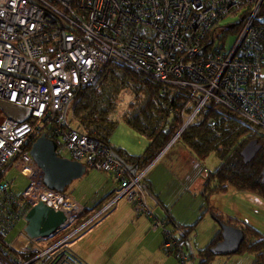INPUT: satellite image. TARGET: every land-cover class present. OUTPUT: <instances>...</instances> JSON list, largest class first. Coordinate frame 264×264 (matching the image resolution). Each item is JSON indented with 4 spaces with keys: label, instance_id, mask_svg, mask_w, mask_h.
<instances>
[{
    "label": "built area",
    "instance_id": "built-area-1",
    "mask_svg": "<svg viewBox=\"0 0 264 264\" xmlns=\"http://www.w3.org/2000/svg\"><path fill=\"white\" fill-rule=\"evenodd\" d=\"M111 62L155 80L162 95L183 98L177 140L220 107L252 136L264 137V0H0V101L30 110L28 120L7 117L0 126V264H81L70 241L122 199L150 218L152 230H164L167 253L190 261L179 234L148 203L144 181L156 160L132 175L110 145L67 128L66 107ZM44 133L55 138L58 156L110 175L119 189L62 238L52 241L56 233L18 246L11 234L38 204L63 212L64 230L84 210L44 183L31 155ZM13 169L29 180L21 194L7 178Z\"/></svg>",
    "mask_w": 264,
    "mask_h": 264
},
{
    "label": "trees",
    "instance_id": "trees-1",
    "mask_svg": "<svg viewBox=\"0 0 264 264\" xmlns=\"http://www.w3.org/2000/svg\"><path fill=\"white\" fill-rule=\"evenodd\" d=\"M125 88L132 89L138 103L130 106V111L122 120L128 127L149 140L147 149L140 156H132L126 150L113 148L110 144V138L119 122L110 121L108 114L114 110L118 94ZM183 101V98L172 93L162 95L161 85L144 73L111 62L95 85L76 93L72 101L71 118H67V128L107 143L127 164H137L138 169H146L181 130ZM47 136L55 139L51 135ZM253 140H258L262 148L250 163H245L242 151ZM176 143H182L200 160H206L213 154L222 160L218 169L208 174L202 193L204 206H207L204 213L211 214L218 224L225 221L211 206L212 196L226 194L232 187L238 192L256 194L264 199V182L261 175L264 169V137L252 136L248 125L237 115L222 107L210 111L203 122L185 130L174 144ZM84 215L85 210L78 218L79 225L84 223ZM168 222L175 228L174 232H179V242L183 248L189 246L190 236L198 224L178 226L173 221ZM168 222L166 221L167 225ZM234 223L233 220L226 222L228 225ZM242 230L245 239L235 255H253L252 264H264V234L249 225ZM57 238L58 235L52 241ZM221 241L220 228L209 245L199 251V264H220L218 263L220 257L212 253V248Z\"/></svg>",
    "mask_w": 264,
    "mask_h": 264
},
{
    "label": "crops",
    "instance_id": "crops-1",
    "mask_svg": "<svg viewBox=\"0 0 264 264\" xmlns=\"http://www.w3.org/2000/svg\"><path fill=\"white\" fill-rule=\"evenodd\" d=\"M22 115L23 114H17L16 117L22 119ZM147 141L148 147L149 140L147 139ZM176 144L170 146L156 159V161L153 163V166L150 168L146 175L144 185L147 189H149L153 197L156 199L155 205L157 206V208L156 211L154 209L153 211L159 219L166 220L167 222L173 221V223L178 226H188L183 225L184 222L173 216V214L168 209V206L166 204L167 202L160 199L159 194H161V192L158 183L159 177L156 176V178H154L152 176L148 178V175L159 165L162 160L166 158V156L174 149ZM119 148L126 150L132 156L142 155L137 152H132V150L128 148ZM180 152L181 155L179 156L177 166H175L177 167V169H187L189 164L185 163V158H191V156L196 157V155L187 147H182ZM169 166L170 167H165L164 170L170 172L169 170H172L173 166ZM105 175L108 176L109 180L112 181V186L105 188V193L94 207L89 208L87 207V204H85L86 202L77 201L83 206L84 210L86 211V215H84V223L96 216L117 196L119 185L110 175ZM203 190L201 194L203 193ZM246 194L250 195L251 193L238 192L234 188L230 187L225 195L219 194L212 196L210 199V203H212L211 206L216 209V211H218L217 214L223 216L225 223L229 220H233L235 221V223L232 224V226H235L237 228L244 229L248 225L254 227V224L250 219L242 216L237 203L241 205L244 204L246 208H251V206H254L257 212V205H253V201L255 202L257 200L256 196L258 195L251 194V196L255 197H247ZM68 195L76 200L71 194ZM221 200L226 203L220 202ZM260 202L264 203V201ZM226 204H228L229 207L235 209L236 214L230 211L228 212V210L226 209ZM103 216L105 217L103 219L104 221L102 220L103 222H99L98 219ZM98 219V221L96 220L95 222L87 226L70 241V243H72L69 244V249L80 260L81 264H181L180 261H177V258L176 260L172 256L174 254L165 252L163 247L164 233H162L161 230H152L150 218L147 215L140 213L137 207L126 199L118 200L111 208H109L107 212L102 214ZM171 225L172 224L169 223L167 225V228H169V230L175 231V228ZM78 227H80L79 224L77 225V228ZM217 233L218 231L216 232V234ZM191 250L192 244L184 247V251L189 255L190 260L193 262V264H195V254L193 253V251L191 252ZM244 256L248 257L238 256L235 257L237 259H235L234 261H231L234 257H227L226 259L220 257L218 258V263L223 262L224 264H231V262H233V264H252L254 256Z\"/></svg>",
    "mask_w": 264,
    "mask_h": 264
},
{
    "label": "rangeland",
    "instance_id": "rangeland-1",
    "mask_svg": "<svg viewBox=\"0 0 264 264\" xmlns=\"http://www.w3.org/2000/svg\"><path fill=\"white\" fill-rule=\"evenodd\" d=\"M233 44H234V37H230L227 41L228 48H231ZM71 114H72V103L68 108L66 118H71ZM7 117H8L7 113L0 106V126ZM28 119L29 117L22 118V120H28ZM117 121L119 122L120 125L117 126L115 132H113L110 138L111 146L113 148L124 147L132 150V152L143 154L145 152V148L147 149V144H148L147 139L142 135H139L132 129H130L122 119H119ZM182 147L185 146H183V144L181 143H177L174 149L166 156V158L162 160L159 163V165L148 175V178L152 176L154 178H156V176L159 177L158 183L161 192V194H159L160 199L162 201L167 202L166 204L168 206V209L173 214V216L184 222L183 225L191 226L196 223L198 224L194 233L191 234L190 239L192 244L191 252L193 251V253L195 254V264H199V257H198L199 251L206 248L213 239V237L215 236L216 232L220 230V225L213 219L211 214L204 213L207 209V206L206 205L204 206L205 200L202 197L201 192L204 188V182L208 174L215 172L218 169V167L221 165L222 160L218 158L216 154L211 155L206 160H200L197 156L196 157L191 156V158H185V163L189 164L187 169L186 168L177 169L176 166L179 160V156L181 155L180 151ZM169 165L173 166L172 170H169L170 172L165 171L164 170L165 167H170ZM205 170H207L208 172H206ZM7 178L13 182L12 188L18 194L23 193L29 185V180L23 177L15 169L10 170ZM111 186H112V181L109 180V177L106 176L105 173L88 167V172L81 179L74 181L67 188L65 193L71 194L76 199V201L86 202L85 204H87V207L92 208L96 205V203L105 193L106 191L105 188ZM246 196L255 197V196H251V194L250 195L246 194ZM256 197L257 200L255 202L253 201V205L255 204L257 205V212L254 206L253 207L251 206V208H246L244 204L241 205L237 203V205L240 208L239 211L242 213V216L247 219H250L254 224V228H256L258 231L264 234V203L260 202V201H264V199L260 196H256ZM155 200L156 199L154 197L148 198V203L152 211L153 209L156 211L157 208V206L155 205L156 203ZM220 202L226 203L222 200ZM226 206L228 212L230 211L236 214L235 209L229 207L228 204H226ZM104 218L105 217L103 216L100 218L101 220L98 219L99 222H103ZM26 226H27L26 222L19 223L11 234V239H17L15 243L18 246L25 245L30 241V238L27 235H25ZM76 229H77L76 224L70 226L68 229L65 230L61 229L60 231L57 232L58 238L63 237L66 234V232L70 233ZM161 232L164 233V230H161ZM172 232L174 231L172 230ZM176 234L178 235L179 232H177ZM172 256L176 259L174 255ZM228 257L231 258L234 257L231 260L234 261L235 259H237L235 257L238 256L232 255ZM242 257H248V256H242ZM226 258L227 257H223V259ZM219 263L224 264L223 262H219ZM187 264H193V262L190 260ZM231 264H233V262H231Z\"/></svg>",
    "mask_w": 264,
    "mask_h": 264
},
{
    "label": "water",
    "instance_id": "water-1",
    "mask_svg": "<svg viewBox=\"0 0 264 264\" xmlns=\"http://www.w3.org/2000/svg\"><path fill=\"white\" fill-rule=\"evenodd\" d=\"M0 106L9 118L19 120L16 117L17 114L12 113L15 110L17 113L23 114L22 118L30 116V110L27 108L17 107L6 101H0ZM68 108L69 106L66 107L65 116ZM176 140L177 138H174L162 153L172 146ZM57 147V142L44 133L32 145L31 155L44 172V183L46 186L52 190L65 192L74 181L81 179L87 173L88 167L83 163L58 156L56 153ZM261 148L262 146L258 140L248 143L242 151L244 162L250 163ZM115 156L126 165L132 175L137 172L138 165H129L116 154ZM261 175L264 182V169ZM146 191L148 196L153 198V195L147 188ZM25 221L27 223L25 228L26 235L30 239H41L49 238L56 234L65 224L66 216L63 212L55 211L44 203H40L30 210ZM219 225L222 230V241L212 248V253L218 257H228L237 254L245 239L243 230L226 223H220Z\"/></svg>",
    "mask_w": 264,
    "mask_h": 264
},
{
    "label": "clouds",
    "instance_id": "clouds-1",
    "mask_svg": "<svg viewBox=\"0 0 264 264\" xmlns=\"http://www.w3.org/2000/svg\"><path fill=\"white\" fill-rule=\"evenodd\" d=\"M137 103L136 94L131 88L121 89L115 101L114 110L108 114V119L110 121L122 119L130 111V106Z\"/></svg>",
    "mask_w": 264,
    "mask_h": 264
},
{
    "label": "flooded vegetation",
    "instance_id": "flooded-vegetation-1",
    "mask_svg": "<svg viewBox=\"0 0 264 264\" xmlns=\"http://www.w3.org/2000/svg\"><path fill=\"white\" fill-rule=\"evenodd\" d=\"M12 113L19 114V113H17V111H16V110H15V111H13Z\"/></svg>",
    "mask_w": 264,
    "mask_h": 264
}]
</instances>
